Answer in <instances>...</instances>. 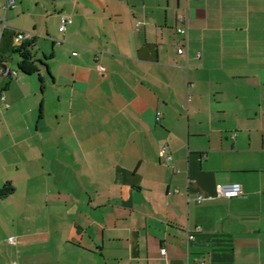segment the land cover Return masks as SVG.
Here are the masks:
<instances>
[{
  "label": "crops",
  "instance_id": "1",
  "mask_svg": "<svg viewBox=\"0 0 264 264\" xmlns=\"http://www.w3.org/2000/svg\"><path fill=\"white\" fill-rule=\"evenodd\" d=\"M15 1L0 264H264V0ZM17 33L48 58L44 91L9 68Z\"/></svg>",
  "mask_w": 264,
  "mask_h": 264
},
{
  "label": "built area",
  "instance_id": "2",
  "mask_svg": "<svg viewBox=\"0 0 264 264\" xmlns=\"http://www.w3.org/2000/svg\"><path fill=\"white\" fill-rule=\"evenodd\" d=\"M15 7H16V1L15 0H6L3 8H4L6 14L8 15V13L12 9H14ZM70 21H71V19H69V18H64L62 20L61 29L63 32H66L67 24ZM178 21H179V25L177 27V33L180 36H182V41L180 43V48L178 50V53L182 55L185 52V46H186V40H187V34H188V19L186 18V16H181ZM6 29H7V24H6V22H3L2 27L0 28V40L3 38ZM29 38H32V35L29 33H17L15 36V40L17 43H20L23 40L29 39ZM1 63H2V57L0 55V75H3L7 78L19 79L17 74L12 73L7 68L3 69L1 67ZM98 70H100L101 72L105 71V69L103 67H98ZM1 99H4V98H1ZM157 120H160V114H158ZM160 157L163 159V162L165 165H169L173 159V157H172L167 146H163L161 148ZM242 195H243V187L239 183L220 184V185H217V187H216V196L218 198L233 199V198L241 197ZM204 200H206L204 197H198L197 198L198 203H202V202H204ZM10 241L12 242L13 239H10ZM162 256H164V257L166 256V252L164 250L162 251Z\"/></svg>",
  "mask_w": 264,
  "mask_h": 264
},
{
  "label": "trees",
  "instance_id": "3",
  "mask_svg": "<svg viewBox=\"0 0 264 264\" xmlns=\"http://www.w3.org/2000/svg\"><path fill=\"white\" fill-rule=\"evenodd\" d=\"M38 46L36 38L25 39L17 45L12 52L19 58L18 68L24 75H38L39 81L42 87V91L45 89V79L41 75L42 70H45L50 78L53 79L51 72L49 70V65L47 63L48 58L39 59L38 58ZM2 97V92L0 91V99ZM14 192V188L9 183L2 190H0V199L5 198Z\"/></svg>",
  "mask_w": 264,
  "mask_h": 264
},
{
  "label": "rangeland",
  "instance_id": "4",
  "mask_svg": "<svg viewBox=\"0 0 264 264\" xmlns=\"http://www.w3.org/2000/svg\"><path fill=\"white\" fill-rule=\"evenodd\" d=\"M4 9V8H3ZM14 18H13V16L10 14V15H7L6 14V12H5V10H4V15H3V22H6V24H7V27H9V28H16V27H14ZM11 21V22H10ZM17 22V21H16ZM38 50V49H37ZM38 52V55H39V50L37 51ZM44 59V58H43ZM18 62H19V58L17 57V56H15V55H11L10 57H9V59H8V63H9V68H11V69H15L17 72H18V74L21 76V77H23V74H22V72L19 70V68H18Z\"/></svg>",
  "mask_w": 264,
  "mask_h": 264
},
{
  "label": "water",
  "instance_id": "5",
  "mask_svg": "<svg viewBox=\"0 0 264 264\" xmlns=\"http://www.w3.org/2000/svg\"><path fill=\"white\" fill-rule=\"evenodd\" d=\"M6 68V67H5Z\"/></svg>",
  "mask_w": 264,
  "mask_h": 264
}]
</instances>
